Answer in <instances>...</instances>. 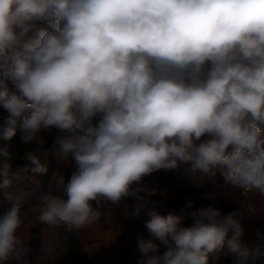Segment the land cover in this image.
I'll return each mask as SVG.
<instances>
[{"label": "clouds", "instance_id": "obj_1", "mask_svg": "<svg viewBox=\"0 0 264 264\" xmlns=\"http://www.w3.org/2000/svg\"><path fill=\"white\" fill-rule=\"evenodd\" d=\"M5 79L17 91L0 90L9 113L0 126L3 186L48 171L28 151L30 169L10 177L17 132L31 144L56 126L63 134L52 154L75 161L67 199L41 197V223L79 232L101 219L102 202L118 204L151 173L181 164L203 174L197 186L219 174L233 189L264 195V0H0ZM194 203L182 209L190 227L178 215L150 214L138 264H209L226 241L236 264L264 255V237L241 242V211L188 212ZM24 221L19 205L0 215V264L30 253L18 235Z\"/></svg>", "mask_w": 264, "mask_h": 264}, {"label": "trees", "instance_id": "obj_2", "mask_svg": "<svg viewBox=\"0 0 264 264\" xmlns=\"http://www.w3.org/2000/svg\"><path fill=\"white\" fill-rule=\"evenodd\" d=\"M40 26L48 28V24L40 22ZM49 30H51L49 28ZM4 85L0 84V90L7 88L11 92L17 91L14 84L10 80H3ZM9 116V113L0 106V126L3 125L4 121ZM56 126L50 128H42L39 132L41 137V146L38 151V155L41 157L42 162H46L48 171L44 174L33 173L30 170L25 172V179L29 182H22L21 176L19 180L13 179L12 183L4 187L3 176H0V204L4 202L3 206H0V215H2L9 208L19 205L22 212H24L25 221L21 228L18 230V235L24 240L27 247L30 248V253L24 257L23 261L12 260L6 262V264H67L63 262L65 258L68 259L70 264L72 261L75 264H94L92 257L86 251L83 243V236L88 235L87 230L83 229L79 232H65L62 225H55V229L58 231V237H60L58 246L47 245L44 240V234L46 229L50 228L49 224H44L38 221L37 217L40 215V199L46 193H52L60 196L63 199H67V195L64 190L71 178L73 171L75 170V161L70 154L66 159H58L53 153L54 148V135L58 132ZM202 139H207L203 137ZM5 143L0 140V144ZM10 151L13 153V159L10 161V177L12 173H17V170L12 167L22 168L25 165L31 167L30 162L23 159L26 152L31 151V144L25 143L21 139V133L17 134L12 138ZM2 167V166H1ZM164 171V170H163ZM162 170L156 171L144 178L143 184H149V182H159ZM202 173H193L189 164H181L177 170L172 172V179L174 183H183L184 188H174V183L171 182L170 193H184L192 194L200 198V207L212 206L221 211L222 214H226L233 211L240 210L243 206L249 205L254 208L256 216V225L254 227L264 237V195H261L256 190H251L248 195L243 193V189H233L231 186L225 185L222 176L217 174L216 183H210L208 181H201L197 186V179L201 177ZM63 177V184H58L57 177ZM143 196V195H142ZM14 198V201H10ZM95 202V201H94ZM105 205H110L117 208H121L122 212H125L131 217L138 225H140L142 232L149 236V232L146 228V222L151 218L152 212H157L162 216L169 214L181 216V226L185 225L187 220L182 214V209L186 206L182 204L173 205H159L157 202H150L149 200L143 199L139 196V192L129 194L121 198L118 204H113L111 201L102 202ZM156 203V204H155ZM253 208L251 210H253ZM188 209L190 212L195 210ZM187 214V213H186ZM188 215V214H187ZM190 216V215H189ZM34 220L35 223H29ZM30 224L24 229V226ZM84 234V235H83ZM231 233H229V238ZM124 236H120L115 240V246L118 245L119 253L125 258L123 264H138V261L142 259L141 254L135 253L133 246L126 245L124 242ZM227 244V241L225 242ZM44 247L51 249V252L43 251ZM118 250V248H116ZM121 255V256H122ZM233 255V254H232ZM216 256V255H214ZM55 257H59L58 260L53 261ZM209 264H213L215 259L219 260L220 257H213L209 253ZM229 259V258H228ZM256 260V258L254 259Z\"/></svg>", "mask_w": 264, "mask_h": 264}, {"label": "rangeland", "instance_id": "obj_3", "mask_svg": "<svg viewBox=\"0 0 264 264\" xmlns=\"http://www.w3.org/2000/svg\"><path fill=\"white\" fill-rule=\"evenodd\" d=\"M1 85H4V81L0 83ZM63 133L58 130V132L54 135V141L55 139L62 135ZM40 136V135H39ZM41 146V137L39 141H34L31 143V151L36 152L38 154L39 148ZM13 169L17 170V172L20 171L21 168L19 167H12ZM161 171V170H160ZM171 171H163L161 172L162 179L160 178V181L157 182H149V184H142L140 186L134 184L132 186L133 189H137L138 187L141 190H138L139 196L143 199L149 200L150 202H157L159 205H173L177 206V204H182L183 206H186L187 201L189 199L193 200L195 203L193 207L197 208L200 206V198L193 196L192 194H184V193H170L171 187L170 182L172 179V172ZM25 172L21 173V176H24L22 179V182H29V180H26L25 178ZM25 181V182H24ZM174 183L173 181L171 182ZM183 183H174V188L182 189L184 188ZM251 191V190H250ZM66 193V189L64 190ZM137 193V191H136ZM143 195V196H142ZM10 201H14V198H11ZM92 206L94 208L97 207V203L92 201ZM4 202L0 204V206H3ZM156 204V203H155ZM252 209L253 207L250 206ZM115 207H111L110 205L101 204L100 210L103 213L101 216V219L97 222H94L90 226L85 227L83 230L88 232V235L85 234L83 236V243L86 251L90 254V257H92L94 264H101V263H110V261H113L114 259H111L113 257L114 251L117 252V258L116 260L118 263L123 264V259L125 258V255L123 256L119 252L118 245L115 246V240L119 238L120 236H124L126 245L133 246L135 253L140 254L137 251V239L139 237H143L145 239L149 238V236H146L140 227L129 215L125 212L121 211V208H117L118 210H114ZM183 216H185V220H187L186 224L183 225V227H190L194 223V220L191 216L187 215L185 211H181ZM32 222L29 223H35L33 219H31ZM27 224L24 226V231L27 226L30 224ZM251 223L253 225H256V216L254 213V208L252 210V217H251ZM55 225H50V228L45 231L44 234V240L47 242V245L49 244V247L51 246H58V242L60 237H58V231L54 227ZM84 235V234H83ZM118 248V250L116 249ZM114 250V251H113ZM166 250V248L163 245H160L159 253L163 254V252ZM122 255V256H121ZM107 257L105 262H101L100 259ZM59 257H55L53 261L58 260ZM234 259V258H229ZM222 259H215L213 264H222L227 263L228 261H221ZM69 264L68 259L65 258V261L63 262ZM221 261V262H219ZM64 264V263H63ZM72 264V263H71Z\"/></svg>", "mask_w": 264, "mask_h": 264}, {"label": "built area", "instance_id": "obj_4", "mask_svg": "<svg viewBox=\"0 0 264 264\" xmlns=\"http://www.w3.org/2000/svg\"><path fill=\"white\" fill-rule=\"evenodd\" d=\"M250 190H244L243 193L248 195ZM239 211H241V216L239 217L244 228V235L241 238V242L244 245L254 246L258 245L261 241L262 234L254 227L251 223L252 210L249 205L243 206ZM258 264H264V255L258 256L256 258Z\"/></svg>", "mask_w": 264, "mask_h": 264}, {"label": "crops", "instance_id": "obj_5", "mask_svg": "<svg viewBox=\"0 0 264 264\" xmlns=\"http://www.w3.org/2000/svg\"><path fill=\"white\" fill-rule=\"evenodd\" d=\"M114 254L117 256V252L116 251H114ZM114 254H113V257H111V259H114V260L113 261H110V263H106V264H121V263H118V261L116 260L117 258L115 257ZM210 254L214 258L215 257H220V259H222L221 261H228L227 263H222V264H236V261L238 259L236 253H234V252H232L230 250L228 244H224L222 247L216 249L215 251L211 252ZM214 255H216V256H214ZM106 258L107 257H104V258L100 259V261L101 262H105L106 261ZM228 258H234V259H228ZM221 261H219V262H221ZM72 262H74V261H72ZM101 264H105V263H101ZM247 264H258V263L252 257H249V259L247 261Z\"/></svg>", "mask_w": 264, "mask_h": 264}, {"label": "water", "instance_id": "obj_6", "mask_svg": "<svg viewBox=\"0 0 264 264\" xmlns=\"http://www.w3.org/2000/svg\"><path fill=\"white\" fill-rule=\"evenodd\" d=\"M2 165H0V167H1ZM72 264H75L74 262H72Z\"/></svg>", "mask_w": 264, "mask_h": 264}]
</instances>
